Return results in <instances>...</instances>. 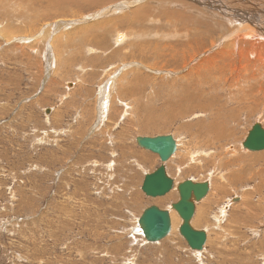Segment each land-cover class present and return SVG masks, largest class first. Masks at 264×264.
Returning a JSON list of instances; mask_svg holds the SVG:
<instances>
[{
	"label": "rangeland",
	"instance_id": "obj_1",
	"mask_svg": "<svg viewBox=\"0 0 264 264\" xmlns=\"http://www.w3.org/2000/svg\"><path fill=\"white\" fill-rule=\"evenodd\" d=\"M0 1V264H264V158L249 159L264 150L244 146L254 124L264 128V93L244 109L238 99L255 84L208 93L201 69L177 67L182 51L229 41L238 15L192 0ZM57 37L68 44L50 66ZM243 38L246 57L264 46L257 27ZM159 50L177 54L161 64ZM249 62L264 72L256 54ZM217 130L239 151L224 167ZM159 134L179 141L165 162L136 141ZM161 164L178 182L212 185L193 219L208 234L202 250L179 233L175 210L164 239L139 228L147 206L179 199L177 183L163 196L142 190Z\"/></svg>",
	"mask_w": 264,
	"mask_h": 264
},
{
	"label": "bare ground",
	"instance_id": "obj_2",
	"mask_svg": "<svg viewBox=\"0 0 264 264\" xmlns=\"http://www.w3.org/2000/svg\"><path fill=\"white\" fill-rule=\"evenodd\" d=\"M182 1H184V0H182ZM192 1L194 3H188L187 5L190 7H196V8L198 6L200 8H197V9L205 10L206 12H209V13L214 14V15H216L218 13H225L228 15H238L239 16L238 17V23H240L242 25V28H241L242 30L239 28L233 34L232 37H229L230 38L229 41H228V37L222 38V41L220 40L210 50L203 48L198 43L195 47L182 51V54L179 55L177 67L182 68V69L194 68L193 70L201 69L205 75L204 85L208 89V93H210L212 90H215L217 87L222 86L224 91L230 92L231 95H234V90L240 91V89L243 88L244 85L255 84L249 88L248 92H246L243 97H239V99H238V102H240L244 105L243 106L244 109L247 108V104L249 102L254 101V99L256 97L261 96V93H264V72L263 73L256 72L255 71L256 66H251L252 62H249V56L251 54L252 55L256 54L258 64L264 65V46L257 49V50H253L246 57L245 54L247 52H249V42L245 38H243V36L253 33L254 29L256 27L261 29V30H264V0H192ZM0 4H1V1H0ZM252 9H256L259 12L256 13ZM2 13H3V16L1 15ZM1 14L0 15L3 19L4 18V12H1ZM174 22H176V21H174ZM43 29H44V27H43ZM43 29H42V31H43ZM48 29H52V28L51 27H48L47 29L45 28V30H47L46 35L48 34L47 33ZM55 41H57V42L56 43L54 42L55 44L53 43L52 47H50V46L48 47V49H49L48 59H49L50 66H53L52 64H54L55 59H53V57H56V59L58 57H60L59 55H57V56L55 55L57 53L56 51L59 49V51L61 52L62 49L65 47L63 44H64V42H66L65 39L64 38L61 39V37H57L55 39ZM262 42L264 45V39L262 40ZM66 44H68V43L66 42ZM151 47H153V46H151ZM53 50H55V54L52 53ZM176 54H177V52H175V51H161V50H159L158 52L154 53V58L159 60L160 63H161L160 59H164L166 64H168L174 58V56ZM69 59H71V58H69ZM59 60H61V58ZM66 60H67V58H66ZM48 66H49V64H48ZM117 73H119V72H117ZM181 78H182V75H181ZM260 86L263 87L262 90L259 89ZM106 90H108V91L106 92ZM127 92H129V91H127ZM101 94H102V91H101ZM105 94L106 95L102 94V96L104 97L102 99V103H101L102 107H105V105H104L105 102L109 99V96L112 95V91H111L110 87L108 86V84H107L106 89H105ZM114 98L116 99L115 96H114ZM260 100H261L260 105H263L264 104V96H261ZM218 117H221V115H219ZM258 124H260V123H258ZM257 132L259 133L260 131H257ZM224 133H226V134H224ZM230 135L231 134L229 132H225L223 130H219L217 133V139L219 141V145L224 144V145L220 146V149L222 151L220 153H218V155H217L219 157V161H220L219 164L222 167L229 164V162L231 161L233 156H236L237 154H239L238 148H235L236 144H232L229 147L225 146L226 143L231 142ZM248 136H247V138H248ZM225 139H226V142L221 143ZM233 141L234 140H232V142ZM176 143H177V141H176ZM176 150H177V144H176ZM176 150L173 154L176 153ZM250 150H251V148H250ZM253 150H264V147L262 145H260L259 147H253ZM252 157H254V158H249L251 163L252 164L255 162L257 163V162H259V160L264 158V152L257 153L255 155H253ZM255 157H256V159H255ZM214 159H215V157H212L211 159H209V162L214 163ZM246 159L247 158H244L243 161L246 162ZM164 166H165V164H164ZM261 166H262V168L259 170L258 175L262 180V185H264V163H261ZM165 169H166V166H165ZM166 173L170 177V175L167 172V169H166ZM171 179H173V178H171ZM173 182H174V185H173L174 188L172 190H170L169 192H171L175 189L176 180L173 179ZM208 182H209V191H210V188L212 185H211L210 181H208ZM178 184H177V186H178ZM207 195L205 197H207ZM220 199H222V197ZM233 199H235V198H232L231 200H233ZM197 202L198 201H195L196 209H197ZM215 203H217V202H215ZM223 208H225V207H223ZM167 209L169 210V213H170L171 231H172L174 229V226L176 227L175 224H179L178 223L179 218L173 212V210H175V209L174 208L172 209L171 205ZM196 209H195V213L191 219V225L193 228H195L194 224L198 225L199 221L201 222V220H199V221H197L198 222L197 223L195 220V222L193 223V221H194L193 219L196 216ZM220 210H221V208H220ZM177 214H178V212H177ZM179 217L181 218L180 215H179ZM196 218H198V217L196 216ZM214 222H216V221H214ZM181 223H182V218H181L180 224ZM204 223H206V222H204ZM180 224H179L178 228L180 227ZM140 230L142 232V229H140ZM171 231H170V233H171ZM207 241H208V234H207ZM204 245H206V244H204Z\"/></svg>",
	"mask_w": 264,
	"mask_h": 264
},
{
	"label": "water",
	"instance_id": "obj_3",
	"mask_svg": "<svg viewBox=\"0 0 264 264\" xmlns=\"http://www.w3.org/2000/svg\"><path fill=\"white\" fill-rule=\"evenodd\" d=\"M257 131H260L259 133ZM244 142L247 148L264 147V129L260 124L253 125ZM136 141L141 147L157 153L161 162H165L176 150V140L171 134L155 136H137ZM173 179L167 173L164 164L158 166L154 172L145 175L142 190L147 196L158 197L166 195L174 188ZM179 199L171 204L182 218L179 233L184 237L193 250H202L207 241V232L193 228L191 219L195 213V201H201L209 192V182H195L186 179L177 186ZM145 239L149 242H158L164 239L171 231L169 210L155 204L147 206L138 219Z\"/></svg>",
	"mask_w": 264,
	"mask_h": 264
},
{
	"label": "crops",
	"instance_id": "obj_4",
	"mask_svg": "<svg viewBox=\"0 0 264 264\" xmlns=\"http://www.w3.org/2000/svg\"><path fill=\"white\" fill-rule=\"evenodd\" d=\"M118 68H119V66H118ZM115 71H117V68L115 69ZM106 104V103H105ZM104 104V105H105ZM210 128H211V126H210ZM218 131L219 130H217V133H218ZM174 136V135H173ZM230 138H231V135H230ZM176 139V138H175ZM232 138H231V142H232ZM176 141H177V150H176V152L179 150V141L176 139ZM213 157V154L211 153L210 154V157H209V159H211ZM160 158V157H159ZM244 158H248V157H246L245 155H243V156H241V161L242 162H244V163H246L245 161H243L244 160ZM232 160V159H231ZM231 163H234V161H230L229 162V164H227V165H230ZM168 172V171H167ZM258 174V173H257ZM259 176V175H258ZM172 178V177H171ZM174 179V178H173ZM176 183L178 184V183H180V181L178 182V181H176ZM140 228V227H139ZM141 229V228H140ZM142 233H143V231H142Z\"/></svg>",
	"mask_w": 264,
	"mask_h": 264
}]
</instances>
